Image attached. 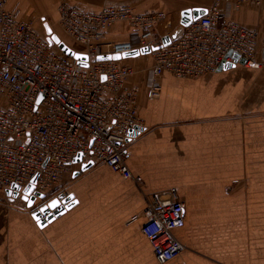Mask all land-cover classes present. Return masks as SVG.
Instances as JSON below:
<instances>
[{"label": "crops", "instance_id": "crops-1", "mask_svg": "<svg viewBox=\"0 0 264 264\" xmlns=\"http://www.w3.org/2000/svg\"><path fill=\"white\" fill-rule=\"evenodd\" d=\"M63 1L92 11L105 3L164 10L169 19L156 29L163 37L179 23L182 9L208 8L212 0H10L9 8H20L44 37L80 51L60 26ZM179 3L176 13L172 6ZM231 17L261 28L264 2L247 4ZM107 40L137 43L126 23L113 25ZM256 59L258 66L239 63L198 78L166 72L157 98L146 92L151 55L123 59L136 69L128 85L139 88L144 128L130 138L127 162L142 181L103 164L75 175L81 164L73 162L63 187L77 203L44 227L30 207L8 204L6 190L0 191V264H264L262 41ZM173 187L185 205V226L176 232L185 248L161 263L141 233V213L154 193ZM134 215L141 216L132 221Z\"/></svg>", "mask_w": 264, "mask_h": 264}, {"label": "built area", "instance_id": "built-area-1", "mask_svg": "<svg viewBox=\"0 0 264 264\" xmlns=\"http://www.w3.org/2000/svg\"><path fill=\"white\" fill-rule=\"evenodd\" d=\"M9 2L0 0V191L13 185L20 190L17 197L6 198L8 204H24L22 190L34 178L36 192L70 193L63 184L79 153L83 161L106 165L139 184L141 176L127 162L129 131L142 125L139 88L128 85L136 69L123 59L96 57L161 44L156 29L168 21V13L139 12L131 5L110 3L92 11L61 2L62 30L89 55L83 66L41 35L20 8H9ZM263 2L212 0L207 13L186 26L179 39L149 54L153 64L147 96H160V78L166 72L198 78L217 71L224 62L239 64L229 51L245 58L244 65L258 66L256 55L260 41L264 44V26L250 27L231 14L247 4ZM118 23L128 25L137 43L107 40L109 29ZM184 207L173 187L154 193L141 213L145 218L141 233L158 262L172 260L185 248L176 235L185 226Z\"/></svg>", "mask_w": 264, "mask_h": 264}, {"label": "water", "instance_id": "water-1", "mask_svg": "<svg viewBox=\"0 0 264 264\" xmlns=\"http://www.w3.org/2000/svg\"><path fill=\"white\" fill-rule=\"evenodd\" d=\"M207 13V8L205 7H193V8H184L180 12V20L178 26L169 34H166L161 38V44L157 46H145L140 48H135L132 51L116 53V54H100L96 57L97 60H119L126 58H136L143 55L150 54L153 50L158 49L162 45H168L172 41L179 39L186 26H188L193 20L198 19ZM51 43H55L58 48L65 53L66 55L76 59L79 64L86 66L89 60V55L82 51H77L71 46H69L64 41L58 40V38H48ZM228 55H232L234 61L245 64V58H241L238 53L229 51ZM236 66L235 62H224L218 70L233 68ZM41 97V96H40ZM144 130L141 126H136L129 131V138L136 136L139 131ZM74 163H80L81 169L75 173V175L81 174L94 166V162L83 161L82 153H79L74 159ZM35 182L36 178L32 180L22 190V199L28 203V206L32 209V216L38 223L40 227L46 226L49 222L53 221L56 217L60 216L66 210L72 208L77 200L75 199L74 193H64L61 192L57 196L51 194H44L35 191ZM14 189V190H13ZM20 186L13 185L12 188L7 189L6 193L8 197H17ZM41 201V202H39ZM40 203L37 205V203Z\"/></svg>", "mask_w": 264, "mask_h": 264}, {"label": "rangeland", "instance_id": "rangeland-1", "mask_svg": "<svg viewBox=\"0 0 264 264\" xmlns=\"http://www.w3.org/2000/svg\"><path fill=\"white\" fill-rule=\"evenodd\" d=\"M211 2H212V1H211ZM180 5H182V4H180V3H179V4H173L172 7L176 10V11L174 10L176 13H177V10L180 9ZM168 15H169V14H168ZM178 24H179V23H178ZM178 24L176 25V27L178 26ZM176 27H175V28H176ZM175 28H174V29H175ZM174 29H173V30H174ZM173 30H172V31H173ZM170 33H171V32H170ZM67 37H68V36H67ZM69 42H70V41H69ZM73 42H74V43H73ZM73 42H70V44L73 45L74 47H76V49H79V50L81 51V49H82L83 47H82L79 43L75 42L74 40H73ZM151 57H152V56H151ZM152 61H153V60H152ZM98 165H101V164H98ZM67 181H68V180H67ZM70 181H71V182L74 181V178L71 179ZM70 181H69V184L71 183ZM64 183H65V182H64ZM66 185H68V184L66 183ZM24 201H25V200H24ZM14 203H15V204H18V205H21V207H23V208H27V207H29L27 202L24 203V204L21 203V202H19V201H18V202H14ZM26 206H27V207H26ZM30 209H31V208H30ZM31 210H32V209H31Z\"/></svg>", "mask_w": 264, "mask_h": 264}, {"label": "snow or ice", "instance_id": "snow-or-ice-1", "mask_svg": "<svg viewBox=\"0 0 264 264\" xmlns=\"http://www.w3.org/2000/svg\"><path fill=\"white\" fill-rule=\"evenodd\" d=\"M53 39H55V37H53ZM105 79H106V77H105Z\"/></svg>", "mask_w": 264, "mask_h": 264}]
</instances>
